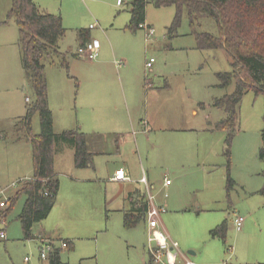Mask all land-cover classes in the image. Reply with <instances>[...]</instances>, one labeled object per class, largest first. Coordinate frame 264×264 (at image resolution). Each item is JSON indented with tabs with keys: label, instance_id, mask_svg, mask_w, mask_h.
Instances as JSON below:
<instances>
[{
	"label": "rangeland",
	"instance_id": "374dc122",
	"mask_svg": "<svg viewBox=\"0 0 264 264\" xmlns=\"http://www.w3.org/2000/svg\"><path fill=\"white\" fill-rule=\"evenodd\" d=\"M13 1L0 0V188L6 198H16L4 209L6 226L0 222V233H6L0 264H27L29 256L31 264H47L40 263L38 242L27 239L19 219L27 201L19 192L34 177L31 138L40 135L41 119L38 111L29 114L38 98L23 66L19 26L9 19ZM38 1L45 12L61 16L67 29L42 60L56 130L78 125L86 133L123 135L121 152L134 179L145 171L156 183L155 206L167 210L161 231L195 264H264V93L248 90L236 122L225 125L230 115L217 103L236 84L222 87L219 74L233 71L232 58L224 49L198 48L186 11L171 31L176 8L149 4L146 22L156 32L149 41L145 30L125 29L130 15L114 0ZM93 24L98 28L91 33L102 44L97 61L78 55V31ZM197 28L217 33L211 19ZM68 148L55 164L56 205L34 225L33 235L71 242L61 254L65 264H143L148 222L125 228L124 188L108 181L123 163L116 155L99 156L95 168L78 169ZM166 175L173 183L168 188ZM237 216L245 219L242 232L235 227ZM224 223L226 239L212 237Z\"/></svg>",
	"mask_w": 264,
	"mask_h": 264
},
{
	"label": "trees",
	"instance_id": "16d2710c",
	"mask_svg": "<svg viewBox=\"0 0 264 264\" xmlns=\"http://www.w3.org/2000/svg\"><path fill=\"white\" fill-rule=\"evenodd\" d=\"M123 4L131 14L127 28L132 32L140 29V25L146 22L149 4L155 8L175 7L176 16L171 31L180 26L186 11L198 48L224 49L227 52L232 58L233 71L220 73L219 78L222 87L227 88L233 82L236 87L234 93L217 103V106L226 109L230 115L226 126H233L236 122L240 101L248 90L264 93V0H123ZM9 19H15L19 26L23 66L31 73L38 98L35 108L29 114L38 111L41 119L40 135L31 138L34 177L24 182L19 192L27 196L19 219L27 239L35 240L37 237L32 233L34 225L49 217L59 195L60 181L55 171L58 149L63 145H70L74 149V162L78 169L92 167L95 154L89 151L87 135L80 130H68L60 134L54 131L42 60L66 35L67 29L62 17L41 12L35 0H14ZM202 19L213 20L217 25V33L198 31L197 25ZM79 37L87 41L84 30L79 31ZM28 130L30 131V127ZM262 142L261 157L264 158V129ZM15 200L16 198H11L9 203L12 205ZM138 203L139 207L124 215L126 229L137 227L147 217L148 202L142 198ZM7 212L5 210L1 213L0 218L6 217ZM211 235L226 239V223L213 230ZM62 252L58 250L54 253L49 264H65Z\"/></svg>",
	"mask_w": 264,
	"mask_h": 264
},
{
	"label": "crops",
	"instance_id": "0c3cea01",
	"mask_svg": "<svg viewBox=\"0 0 264 264\" xmlns=\"http://www.w3.org/2000/svg\"><path fill=\"white\" fill-rule=\"evenodd\" d=\"M39 1L38 0H35V3L37 4V6L39 7L40 11L41 12H44V13H47L45 12L44 10H42L40 8V5L38 3ZM123 5V0H114V7H117V6H120ZM128 11V10H127ZM129 15H130V20H131V14L130 12L128 11ZM50 14V13H49ZM130 20L128 21L125 29L128 30L127 26L129 25L130 23ZM146 24H148L147 22H145ZM113 26V25H112ZM98 28V27H97ZM97 28H94V29H91V26L89 29H84L85 31V38H87V41H83L82 39H80V46L84 45L85 42H89L91 40H93L95 38V35H93L91 33L92 30H95ZM81 31V30H80ZM79 33V31H78ZM101 50H102V44H101V49H100V54H101ZM100 54H99V57L98 59L100 58ZM97 59V60H98ZM96 60V61H97ZM148 62V59H146V64ZM154 66V64H153ZM153 66L148 69L147 66H146V69L148 70H152L153 69ZM51 102V99L49 98V103ZM53 121H54V131L57 133V134H60L59 130H64V128H67L68 126H63L62 128L63 129H57L56 128L59 126L60 128V125L57 124V121H56V118H55V115L53 113ZM76 129L77 130H80L81 132L85 133L87 135V142H88V149L91 153L95 154V158H94V162H93V166L90 167L89 169H92V168H95V159L96 157H99V156H113V155H116V157L118 158L119 161H121L123 163V167H121L120 169H118L116 172H118L119 170H123L125 172V174L130 178V180H114V177L116 175V172L115 174L108 180L109 182L111 183H117V184H120L123 188H124V200L127 202L128 204V209H121L120 211L124 213V215L128 212H131L133 209L139 207V201L142 199V198H145V200L148 202L149 204V207H150V202H149V197L150 196H154V192L156 190V183L155 182H152L150 181L149 177H148V174L145 173V171H143V176L136 180L134 179L133 177V170L131 169V166L129 164V162L124 158L122 152H121V149L123 147V145L125 144V141L123 140V135H120L118 133H113V134H96V133H86L85 131L82 130L81 127H78V125L76 126ZM68 130H72V129H67L65 131H68ZM74 130V129H73ZM109 135H112L113 136V139L112 140H109ZM110 146L113 148L112 151H110ZM68 147H70V149L74 152V149L69 146V145H63L61 146L59 149H58V152L56 154V157H55V164L57 165L58 164V161L61 159V156L62 154L65 152L66 149H69ZM69 150V151H71ZM67 151V150H66ZM72 153V152H71ZM74 154V153H73ZM72 154V155H73ZM74 156V155H73ZM74 158V157H73ZM111 157H107V159H110ZM88 169V168H86ZM146 174V175H145ZM166 179L170 180L168 178V176L166 175L165 177V181ZM102 180V179H100ZM144 180H146V183L144 182ZM165 181L163 183V187L165 188H168V187H171L173 185L172 181H171V184L170 185H166L165 184ZM134 182H137V184H134ZM133 184V185H132ZM139 185H143L145 186L146 188V191H143L141 189V187H139ZM128 186V187H126ZM154 204V202H153ZM155 205V204H154ZM156 207H159V208H165V206L163 204H161L160 206H156ZM166 209V208H165ZM167 211V210H166ZM166 213V212H165ZM164 213L161 214V218H162V215ZM146 222L147 221V217L145 218ZM162 222V221H161ZM129 230V229H127ZM131 230V229H130ZM239 232H242L239 231ZM169 236V235H168ZM38 238H43V239H51V240H55V241H60L61 239H58V238H53V237H50V236H47V235H40V237ZM170 240H171V237L169 236ZM173 240V239H172ZM128 244H131V241H128L127 242ZM153 244H150V247H149V251L147 253V255L144 257V260H143V264H153V256H152V253H151V248H153L152 246ZM189 254L191 256H196V253H192V251L189 252ZM179 259L183 260L185 263L184 264H195L191 259H189L185 254L184 252L180 249V245H179V251H178V255H177V259H176V264H178L179 262Z\"/></svg>",
	"mask_w": 264,
	"mask_h": 264
},
{
	"label": "built area",
	"instance_id": "2783aa9c",
	"mask_svg": "<svg viewBox=\"0 0 264 264\" xmlns=\"http://www.w3.org/2000/svg\"><path fill=\"white\" fill-rule=\"evenodd\" d=\"M98 24L91 25V29L97 28ZM140 29L145 30L147 40H152L155 35V29L144 23L140 25ZM101 49V43L97 39H93L84 45L80 46L78 50V55L88 59L89 61H96L99 57ZM155 63V59L151 58L148 60L146 66L150 69ZM118 64V62H117ZM119 65V64H118ZM114 180H130V178L125 174L123 170L116 172ZM146 183V180H144ZM166 185H170L171 181L166 179ZM13 186H16L13 184ZM6 190L0 188V210H4L8 207L10 198H6ZM150 207L147 212V221L149 229V242L150 244H156L155 247L151 248V253L153 256V264H176V259L179 251V244L170 240L169 236L161 231V214L166 212V209L156 207L154 202V197H149ZM245 219L243 217L237 216L235 218V227L237 231H241L243 228ZM6 226L5 217L0 218ZM2 239H6L5 231L0 233ZM34 241L38 242L39 245V261L40 263L49 264L51 256L58 250L63 251L69 248V242L66 240L55 241L51 239L36 238ZM33 262V257L29 256L25 258V263L31 264Z\"/></svg>",
	"mask_w": 264,
	"mask_h": 264
}]
</instances>
